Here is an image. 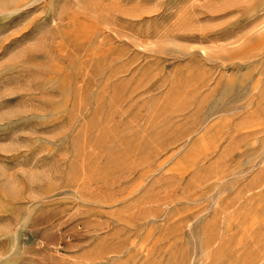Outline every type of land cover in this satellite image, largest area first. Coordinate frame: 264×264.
<instances>
[{
    "label": "rangeland",
    "instance_id": "374dc122",
    "mask_svg": "<svg viewBox=\"0 0 264 264\" xmlns=\"http://www.w3.org/2000/svg\"><path fill=\"white\" fill-rule=\"evenodd\" d=\"M0 264H264V0H0Z\"/></svg>",
    "mask_w": 264,
    "mask_h": 264
}]
</instances>
